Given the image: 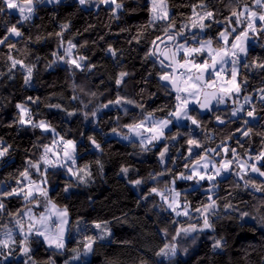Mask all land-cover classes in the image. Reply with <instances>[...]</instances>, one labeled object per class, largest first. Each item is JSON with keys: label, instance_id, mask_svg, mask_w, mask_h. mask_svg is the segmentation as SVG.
<instances>
[{"label": "trees", "instance_id": "1", "mask_svg": "<svg viewBox=\"0 0 264 264\" xmlns=\"http://www.w3.org/2000/svg\"><path fill=\"white\" fill-rule=\"evenodd\" d=\"M123 2L125 10L119 13L118 20L112 18L108 7L87 6L86 8L80 6L77 0H64L60 5L55 6L39 5L33 20L23 24L21 30L24 37L16 44V48L10 51L8 47L0 45V140L12 146L10 155L6 157L7 165L0 161V191H4L6 187L9 190L20 187L16 184V178L19 172L28 167L26 161L38 160L43 152L41 147L34 145L52 143L51 133H43L39 129L32 130L14 123L18 119L16 105L24 104L33 112L34 119L50 122L64 138L76 141V166L87 165L91 171V179L87 184H78L75 178L69 180L63 168L48 171L47 176L50 195L58 191L63 193L62 197L54 198V203L60 208H67L69 212L71 228L69 248L76 247V242L82 239L76 230L77 220L81 221V228L84 224L88 225V235L97 232L92 227L94 221L108 222L112 236L94 245L95 255L89 257L91 264H141L142 261L152 264V261L160 259L154 253L168 242L177 243L178 249L181 250L178 251L172 264H264V238L261 237L264 229L254 220L249 219L247 223L239 220L236 212H232V218H229L223 210V205L231 201L241 210L254 213L253 206L258 204V199H254L250 194L252 189L245 190L243 181L237 176L226 174L222 180L217 178L219 186L214 191L216 196L221 198L218 201L221 216L219 219L213 218L216 223L214 233L208 231L194 233L186 238L180 237L177 241H172L171 233L177 225L170 223L169 212L154 206L162 203L159 197L149 196L147 200L143 199L148 194L149 188L157 186L163 190L173 176L185 171L184 164L187 162L185 157L189 147L186 140L190 128L193 129L191 133L193 138L201 140L204 148H217V145L227 146L229 149L235 148L241 159L247 158L244 155L245 151L255 155L264 148V136L260 135L264 133V109L261 107L264 101L260 100L261 93L258 91L264 88V71L239 68L238 81L247 79V83L242 86L238 99L245 95L251 96L252 103L257 108V120L252 121L244 117L250 120L249 126L253 128L250 137L240 136V133L236 132L238 127L243 128L244 125L242 121L230 117L236 99H228L230 105L226 109L201 113L196 108L194 112L198 117L203 118L206 129L212 133L211 139L205 140L204 132L196 129L189 122L179 127L182 135L176 141L164 140L152 151L143 152L138 140L131 143L112 132L113 128H117L119 132L127 133V128L123 125L140 119L141 109L124 105L128 109L125 113L119 106L102 108L101 105L114 100L119 93L143 105L145 114L154 112L157 118H161L165 117L175 104V94L169 95L167 89L161 87L162 83L157 75L161 70L159 64L154 65L152 59H145L150 41L155 36L162 35L164 22L149 25L150 12L147 8L149 0H123ZM243 2L244 0H241V3ZM196 3L198 0H168L170 15L175 19L177 28L188 23L187 17L192 14L191 6ZM211 3L214 9L218 10V20L223 21L230 15V0H211ZM16 17L18 16L9 12L0 19L11 20L14 23ZM65 23L69 24V28L63 32L62 38L55 35L61 32L60 26ZM223 29V23L213 24L211 28L205 30V33L199 32L197 35L207 34L216 37ZM185 31L187 33L188 30ZM3 34V28L0 27V35ZM138 34H140V42L136 43L133 37ZM69 40L77 45L72 49L75 57L84 56L85 64L95 65L91 71L75 69L53 56L55 52L67 60L65 49L68 48ZM250 43L249 61L264 59V46H262L264 40L256 39ZM109 45L122 54L119 63L107 54L106 49ZM9 54L24 61L25 64L34 66L30 85L24 83V69L17 66L16 69L9 71L11 64L8 60ZM121 70L131 75L126 78L127 85L118 88L115 79ZM73 85L76 87L74 88ZM91 93L96 95L93 96ZM73 96L78 99H73ZM29 97L38 100L32 103ZM55 104H60L64 110L48 106ZM85 104H87L86 108ZM250 107L251 105L248 104L246 108ZM97 108L100 110L95 117H92L91 112ZM156 109L163 110L155 111ZM69 111L75 112V115L68 116ZM85 113L89 114L87 120ZM216 115H220L226 121L232 119L234 122L220 125L215 119ZM9 125L13 126L9 127ZM176 131L177 128L172 129L173 134ZM230 135L232 139H228ZM89 136L95 138L101 145L102 151L92 146L87 139ZM237 138L240 143H237ZM163 144L169 146L166 166H162L158 161L160 145ZM202 150L194 149V152L200 153ZM121 166L130 168L127 177L120 173ZM165 168L170 171L159 177V181L150 179V174L159 173ZM30 171L33 173V179H41L34 169ZM137 178L143 179L145 183L133 186L129 182ZM23 183L26 184L27 181ZM69 183L73 187L65 193L63 189ZM235 183H239L241 187H234ZM203 184L204 187H197L192 181L177 179L175 187L182 193V199L186 195L191 206L195 208L201 201H206V189L209 185L206 181ZM229 192L232 195H229ZM255 195L258 198L261 193ZM4 203L6 212L0 215V235L6 231L5 224L14 227V219L8 215L9 212L24 213L31 205L16 196L4 198ZM198 216V213L193 212L191 220L177 219L187 226L189 223H199ZM164 228L169 230L168 237L160 231ZM192 236H198L195 243L192 242ZM213 236L222 237L226 241V247L214 252ZM33 239L38 240V238ZM125 241L127 243H124ZM43 247L42 241L32 244L37 264H48L50 259L55 261V264H65V260L71 256L70 251H65L63 255L54 254V249L40 252ZM184 248L188 249L187 253L182 251ZM23 259V257L19 260L13 257L9 264H23ZM163 264H169L168 260H163Z\"/></svg>", "mask_w": 264, "mask_h": 264}, {"label": "snow or ice", "instance_id": "2", "mask_svg": "<svg viewBox=\"0 0 264 264\" xmlns=\"http://www.w3.org/2000/svg\"><path fill=\"white\" fill-rule=\"evenodd\" d=\"M62 0H0V17L8 15L9 11L18 13L13 23L11 20L0 19V27L3 28V35H0V45H4L12 49L16 48V44L24 37L21 30L25 22H31L33 17L38 12L39 5H60ZM80 6H97L103 4L108 7L112 14V18L120 19L119 13L123 12V0H77ZM192 14L187 17L188 23L182 24L179 28L176 27L175 19L170 15L168 0H149L147 8L150 12L149 25H155L158 21H163L162 35L155 36L149 43L148 50L145 54V59H152L153 64L160 66V71L157 73L159 80L163 82L161 87L167 89V93L171 95L175 93V104L168 111L165 117L157 118L154 112L144 113V106L137 103L135 100L117 94L114 100H109L108 103L101 105L102 108L109 106L121 107L127 113L128 109L124 105H132L141 109V118L133 120L131 123L123 125L127 128V133H121L117 128H113L112 132L121 139L135 143L139 141V147L143 152H150L157 147L161 141L172 140L176 141L182 133L179 131V125L188 121L196 129L204 132V139H211L212 133L206 129L202 117L194 114L196 108L200 112H214L213 102L215 104H225L228 99H236V107L232 108L230 117L242 121L244 127H238L236 132L240 136L250 137L253 128L250 125L252 121L258 119L256 105L252 103V97L245 95L244 103H239L238 96L242 90V86L247 83V79L238 81L239 68L259 69L264 71V59H252L249 61L251 41L264 40V0H230L229 9L230 15L226 16L223 21L217 19L218 10L214 9L211 0H198V3L193 4ZM207 21V23H206ZM224 24V29L219 31L218 36L211 37L205 34L198 36L192 29H198L199 32L205 33L206 29L212 27L213 24ZM61 32L55 35L62 38L63 32L69 28V24L65 23L61 26ZM187 29V33L185 31ZM122 31H124L122 29ZM14 38V39H13ZM39 39V38H38ZM136 43L140 42V34L133 37ZM130 43L132 41H129ZM68 48L65 49V55H69L72 49L77 45L71 40L68 42ZM163 45V47H161ZM264 46V45H262ZM107 54L119 63L121 53L118 49L109 45L106 49ZM57 60H63L70 66L81 71L87 69L91 71L95 65H87L84 63L85 57L79 56L73 58L69 55L67 60L62 56L53 53ZM8 60L11 62L9 71L16 69L17 66L24 69V83L30 85L33 78V65L25 64L24 61L16 59L11 54L8 55ZM56 61H53L55 63ZM51 66V65H49ZM131 73L127 71H119L115 84L119 88L126 86L127 77ZM151 75V73H149ZM227 77V79H225ZM223 81V83H220ZM146 82V81H145ZM227 85V86H225ZM75 88L76 85H73ZM143 91V89L141 90ZM261 93L260 100L264 101V88L258 89ZM235 94V96L233 95ZM95 96V93H91ZM32 103H36L38 98L29 97ZM73 99L78 97L73 96ZM245 104L251 105L250 108H245ZM60 110V104L48 105ZM87 107V104L84 105ZM264 109V104L261 105ZM18 119L14 123L20 126L29 127L32 130L39 129L43 133L52 134V143L44 145H34L43 149L39 159L33 161L27 160L28 167L19 172L16 178V184L20 187H13L10 190L6 187L4 191H0V215L6 212V204L4 198L20 197L28 204L40 207L41 197L44 203V212L37 215L29 208L27 212L15 213L9 212L8 215L14 219V227L4 225L6 231L3 232V238L0 239V264H9L10 258L13 255L23 257V264H37L34 259L32 244L42 241L47 248L54 249V254L63 255L65 251H70L71 256L65 260V264H91L89 257L95 255V247L98 241L108 240L112 236L111 229L108 227V222H93L92 227L97 230L96 234L88 235V225L84 224L80 227L81 221H76V230L82 236V239L76 242V247L69 248L71 242L70 218L67 208L57 209L56 204L49 196L47 185L49 183L47 176L49 168H63L78 184H87L91 179V171L87 165L77 167V143L72 139H66L56 131L53 125L43 119H34L33 112L24 104H17ZM100 108L91 112V116L95 117ZM156 109L155 111H162ZM68 116L75 115V112H67ZM88 113H85V119H88ZM215 119L218 124L225 125L234 122L232 119L225 120L220 115H216ZM13 125H9L12 127ZM172 128H177L173 134ZM193 129H189V136L186 140L187 162L184 164L185 171L179 173L178 176H173L162 190L157 186L148 189V194L143 197L147 200L149 196L159 197L162 202L159 207L162 211L170 213V223L177 225L172 230L171 240L177 241L180 237H188L192 233L215 232L216 223L213 218L219 219L220 204L218 203L219 196H216L215 189L219 186L217 178L223 179L225 174L235 175L240 181H243L245 190L252 189L250 193L254 199H258V204L254 205V213L243 211L238 206L228 201L223 205L224 213L231 217L232 212L238 213V219L247 223V220L256 221L262 229H264V179L254 178L251 174H256L259 178H264V148L255 155L245 151L244 155L247 159H241L240 154L235 148L229 149L227 146L217 145V148H204L201 140L193 138L191 135ZM264 136V133H260ZM135 138V139H133ZM87 139L92 146L102 151L101 145L94 137L89 136ZM232 139V135L228 137ZM237 143H240L237 138ZM59 145V148H57ZM11 145L3 140H0V161L7 165V159L10 155ZM158 161L164 165L169 159V146L167 144L160 145ZM241 147L243 145L241 144ZM194 149H203L202 152L196 153ZM218 149H220L218 151ZM62 153V157L60 156ZM223 153V155L221 154ZM230 153V156H229ZM56 156L53 160L51 156ZM220 159L217 160L216 157ZM249 161H252L249 163ZM99 163V161H97ZM43 165L44 167H42ZM102 167V166H101ZM41 177L40 180L33 179V173ZM130 168L121 166L120 173L125 177L128 176ZM170 169L165 168L159 173L150 174V179L159 181V177L164 176ZM83 173V175H81ZM22 178V179H21ZM87 178V179H86ZM192 181L197 187H204L203 182H207L209 187L206 189V201H201L199 205L193 208L187 200L186 195L182 199V193L176 190V180ZM23 181H27L26 184ZM133 186H140L145 183L141 178L130 180ZM73 187L72 184H66L63 191L65 193ZM234 187L240 188L239 183H235ZM256 193H261L260 197H256ZM229 195H232L229 192ZM214 196L216 198L214 199ZM198 213L199 223H185L177 218L186 217L192 219V213ZM18 217V218H17ZM247 218V219H246ZM27 224V227H26ZM243 226V225H241ZM18 229V233H16ZM165 237L170 235L167 228L160 230ZM16 233V234H14ZM264 238V232L261 233ZM33 238H38L34 240ZM198 239V236H192V242ZM212 250H222L226 247V241L223 238L212 237ZM124 243H127L125 241ZM177 243L168 242L160 247L154 255L159 260L152 261V264H163V260L167 259L169 264H172L177 256ZM187 253L188 249H182ZM48 264H55V261L49 260ZM141 264H148V261H142Z\"/></svg>", "mask_w": 264, "mask_h": 264}, {"label": "rangeland", "instance_id": "3", "mask_svg": "<svg viewBox=\"0 0 264 264\" xmlns=\"http://www.w3.org/2000/svg\"><path fill=\"white\" fill-rule=\"evenodd\" d=\"M64 0H62V2H63ZM47 6H49V5H47ZM95 8H98L97 6H95V5H93ZM99 6H104V7H106L105 5H103V4H101V5H99ZM86 8H87V6H85ZM169 11H170V8H169ZM9 12H11V13H13V14H15V15H17L18 16V13H15V12H13V11H9ZM170 14H171V11H170ZM151 18V17H150ZM158 22H160V21H158ZM193 31H195V30H197V32L196 33H199V30L198 29H192ZM218 36V35H217ZM71 57H73V58H76L75 56H74V54L72 53V51H71V53L69 54ZM69 55H67V57L69 58ZM225 79H227V77H225ZM220 83H223V81H221ZM225 86H227V85H225ZM248 96V95H247ZM244 97V96H243ZM243 97L242 98H240V99H238L239 100V103H241V104H243L244 103V100H243ZM251 97V96H250ZM230 102L228 101V100H226V103L225 104H219V105H217V104H215V102L213 103V107H214V110H217V109H226V108H228L229 107V104ZM248 106V104H245V108ZM235 107H236V104H235ZM109 108V107H108ZM121 108V107H120ZM124 108H125V106H124ZM123 109V108H122ZM124 111V110H123ZM185 123H189L188 121H185V122H183V124H181V125H179V127H183L184 126V124ZM173 129V128H172ZM162 142H164V141H161L160 142V144L162 143ZM158 146V145H157ZM57 148H59V145H57ZM222 155H223V153H221ZM60 156L62 157V153H60ZM55 159H57V157L56 156H53ZM216 159L217 160H219L220 159V157L219 156H217L216 157ZM247 159V158H246ZM252 161H249V163H251ZM162 166H166V163L164 164V165H162ZM226 175V174H225ZM252 176H254V177H257L256 176V174H251ZM66 177L70 180V179H72L73 177L70 175V174H68L67 173V171H66ZM259 178V177H258ZM261 179H264V178H261ZM48 191H49V196L52 198V200H53V202H54V198H58V197H62L63 196V193L62 192H60V191H58V192H56L55 194H53L52 196L50 195V193H51V190L50 189H48ZM41 199V205H40V207H36L35 205H30L29 207H27L26 208V210H25V212H27L28 211V209L29 208H32V210H33V212L34 213H36L37 215H39L40 213H42V212H44V203H43V198L41 197L40 198ZM57 206V205H56ZM57 209H63V208H60V207H58L57 206ZM180 219H184V218H186V217H179ZM26 227H27V224H26ZM194 233H192L191 235H193ZM3 238V237H2ZM174 243V242H173ZM44 249H49V248H47V246L44 244V247H43ZM17 258L18 260L19 259H21L22 257L21 256H19V255H13L11 258H10V260H12V258ZM164 260H166V259H164Z\"/></svg>", "mask_w": 264, "mask_h": 264}, {"label": "crops", "instance_id": "4", "mask_svg": "<svg viewBox=\"0 0 264 264\" xmlns=\"http://www.w3.org/2000/svg\"><path fill=\"white\" fill-rule=\"evenodd\" d=\"M16 232H18V231H16ZM14 234H16V233H14ZM2 237H3V235L1 234L0 239H2ZM40 252H45V249H41Z\"/></svg>", "mask_w": 264, "mask_h": 264}, {"label": "built area", "instance_id": "5", "mask_svg": "<svg viewBox=\"0 0 264 264\" xmlns=\"http://www.w3.org/2000/svg\"><path fill=\"white\" fill-rule=\"evenodd\" d=\"M50 156H51V154H49ZM51 158L53 159V160H55V158L53 157V156H51ZM44 167V166H43ZM56 169V168H55ZM51 170H54V169H52V168H49V170L48 171H51Z\"/></svg>", "mask_w": 264, "mask_h": 264}, {"label": "water", "instance_id": "6", "mask_svg": "<svg viewBox=\"0 0 264 264\" xmlns=\"http://www.w3.org/2000/svg\"><path fill=\"white\" fill-rule=\"evenodd\" d=\"M161 83H163V82H161ZM175 94V93H174ZM214 103V102H213ZM199 110V109H198ZM200 111V110H199ZM201 113H205V112H201Z\"/></svg>", "mask_w": 264, "mask_h": 264}]
</instances>
